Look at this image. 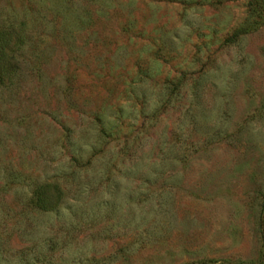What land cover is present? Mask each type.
I'll list each match as a JSON object with an SVG mask.
<instances>
[{
    "label": "rangeland",
    "instance_id": "obj_1",
    "mask_svg": "<svg viewBox=\"0 0 264 264\" xmlns=\"http://www.w3.org/2000/svg\"><path fill=\"white\" fill-rule=\"evenodd\" d=\"M0 14L28 38L0 86V249L31 257L52 230L56 264H264V0ZM51 182L58 211L34 212Z\"/></svg>",
    "mask_w": 264,
    "mask_h": 264
},
{
    "label": "trees",
    "instance_id": "obj_2",
    "mask_svg": "<svg viewBox=\"0 0 264 264\" xmlns=\"http://www.w3.org/2000/svg\"><path fill=\"white\" fill-rule=\"evenodd\" d=\"M26 30V22L22 18L0 14V86L2 87H10L18 79L21 66L20 57L28 39ZM235 35L236 32L229 39ZM63 195L64 192L58 184L39 183L33 187L28 201L29 206L34 212L56 213L62 203ZM55 233L56 231L52 232V230L49 232L44 240V249L31 248L32 250L28 252L33 253L31 257H27L22 250L0 249V264H56L55 259L58 255L55 251L59 250V241ZM60 244L65 245L64 242ZM12 256L15 257L13 262L2 260V258L8 259Z\"/></svg>",
    "mask_w": 264,
    "mask_h": 264
}]
</instances>
